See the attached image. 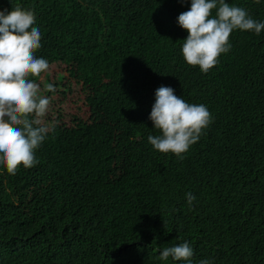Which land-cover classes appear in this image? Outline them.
<instances>
[{
	"label": "trees",
	"instance_id": "1",
	"mask_svg": "<svg viewBox=\"0 0 264 264\" xmlns=\"http://www.w3.org/2000/svg\"><path fill=\"white\" fill-rule=\"evenodd\" d=\"M226 2L264 22V0ZM16 4L35 15L36 57L64 65L89 101L75 120L90 137L65 159L67 125L46 119L39 163L0 167V264H185L159 259L185 241L193 264H264V30H234L203 73L181 51L190 0H0V11ZM160 86L212 116L183 158L148 142Z\"/></svg>",
	"mask_w": 264,
	"mask_h": 264
},
{
	"label": "clouds",
	"instance_id": "2",
	"mask_svg": "<svg viewBox=\"0 0 264 264\" xmlns=\"http://www.w3.org/2000/svg\"><path fill=\"white\" fill-rule=\"evenodd\" d=\"M190 4V9L177 18L178 25L188 33L181 51L185 62L198 66L203 73L218 64L221 54L230 51L234 30L254 31L257 35L264 30V22L254 20L248 11L226 0H190ZM35 22L33 11L20 4L11 11H0V167L11 175L21 166L29 169L39 163L36 151L52 130L42 120L50 99L41 94V86L36 82L49 71L50 65L35 55L42 46ZM46 90L52 92L54 86L47 84ZM149 119L160 134L149 135L148 142L158 152L180 158L212 122L205 105L187 102L168 86L156 90ZM186 199L191 206L196 197L187 193ZM193 254L185 241L165 247L159 259L167 261L171 257L193 264ZM199 264L210 261L204 259Z\"/></svg>",
	"mask_w": 264,
	"mask_h": 264
},
{
	"label": "rangeland",
	"instance_id": "3",
	"mask_svg": "<svg viewBox=\"0 0 264 264\" xmlns=\"http://www.w3.org/2000/svg\"><path fill=\"white\" fill-rule=\"evenodd\" d=\"M57 75H62L66 79L64 85L70 93L56 89L54 83H57L60 80ZM48 83L54 86L55 97H52L53 100L50 101L47 115L42 118L43 125L45 124L46 119H49L51 122L60 120V123H65L67 125L65 134L68 135L69 138H66L65 136L62 137L65 148L62 157L65 159H80L83 137L89 139L90 136L84 135L80 128L81 124L77 123V120L75 119L79 118L77 112L78 109H84L81 115L83 119H88V114H86L85 111H87L89 101L84 98L81 91L76 93L75 89L70 88V85L76 87V82L68 79L64 65L49 68V71L44 73L42 79L38 83L41 86L42 95L47 96L48 91L46 90V85ZM62 92H65V94ZM55 133H58V130ZM89 133H91L94 138H98L100 130H90ZM106 150L108 153H111L113 146L110 144L107 146Z\"/></svg>",
	"mask_w": 264,
	"mask_h": 264
}]
</instances>
